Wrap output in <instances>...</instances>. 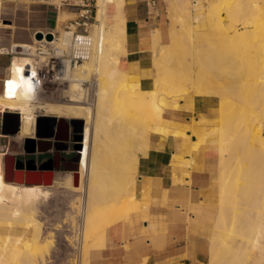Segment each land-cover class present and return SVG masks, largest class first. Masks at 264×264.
<instances>
[{"label":"bare ground","instance_id":"6f19581e","mask_svg":"<svg viewBox=\"0 0 264 264\" xmlns=\"http://www.w3.org/2000/svg\"><path fill=\"white\" fill-rule=\"evenodd\" d=\"M109 2L118 10L123 5V0H98L101 24L91 28L89 58L76 68L68 66L64 75L73 82L71 104L40 100L33 78L38 75L36 57L43 59L36 52L39 39L0 47V52L14 53L0 91V115L41 112L85 122V158L71 179L72 188L85 194L78 202L83 222L80 264H91V253L106 246L108 229L140 209L138 167L152 130L163 119L162 95L220 100L219 199L207 264H264V0H167L173 26L167 44H161L159 32L153 39L155 79L150 90L129 85L121 66L127 54L126 26L116 16L107 21ZM67 16L62 13L61 20ZM197 16L203 18L204 30L197 29ZM2 29L14 26L0 19ZM57 31L61 36L48 42L64 48L72 33ZM95 72L100 76L95 91L85 89L83 82ZM3 157L0 264H49L53 236L45 234L38 212L39 203L50 196L49 186L6 182Z\"/></svg>","mask_w":264,"mask_h":264},{"label":"crops","instance_id":"0c3cea01","mask_svg":"<svg viewBox=\"0 0 264 264\" xmlns=\"http://www.w3.org/2000/svg\"><path fill=\"white\" fill-rule=\"evenodd\" d=\"M84 3L94 7V24H100L98 0H71L59 10L49 5L4 1L0 19L14 26L13 30L3 29L8 31L10 43H29L35 33L58 32V27L64 28L67 22L77 19ZM116 6L115 2L108 3L106 19L111 23L116 16L126 26L127 54L121 57V66L128 72L132 88L150 90L155 79L153 39L159 32L161 44L168 43L167 0H123L120 11ZM62 13L68 15L66 20H61ZM0 53L1 91L14 54L9 50ZM159 102L165 109L164 119L154 127L146 157H141L138 167L136 200L140 209L108 229L106 246L91 253V264H199L208 258L219 191L218 144L215 149L219 99L162 95ZM41 116L51 115H38ZM49 129L45 125L43 133ZM61 132L66 134L61 137L68 136L65 125ZM34 137L35 133L20 140ZM14 154L20 164L28 165L58 153L55 149L50 153H27L36 160L26 161L18 157L20 152ZM60 172L63 171L55 169L54 178Z\"/></svg>","mask_w":264,"mask_h":264},{"label":"rangeland","instance_id":"374dc122","mask_svg":"<svg viewBox=\"0 0 264 264\" xmlns=\"http://www.w3.org/2000/svg\"><path fill=\"white\" fill-rule=\"evenodd\" d=\"M170 17L171 16L169 13L168 14L169 29L170 27L173 26L172 25L173 21ZM196 22H197L198 30L205 29L202 17L197 16ZM100 24H101V21H100ZM61 32H62V28H61ZM0 40H1L0 47L1 45L3 47H7L9 44L13 43V42L10 43L9 41L10 37H9L8 31H5L3 29L0 30ZM42 57L43 59L41 60H44L45 57L43 55ZM99 77H100L99 73L95 72L92 77H90L89 79H85V82H83L84 88L87 90L95 91L96 82ZM69 82L66 81L59 85L58 84L54 85L53 87L52 86L50 87V85L46 86L45 89L41 92L42 96H40V100L42 102L51 103V104H63V103L71 104V84L73 82L71 81ZM219 107H220V100H219ZM37 114L42 115L41 112H36L35 114H32V115L20 116V122H21L20 124L21 126H23V129H21V131L18 133V136L16 138H14L11 135H3L0 130V135H1L0 136V154L14 156L15 155L14 153L20 152L21 154H19L18 157L23 158L24 161L36 160L34 159L35 157L33 155L31 154L27 155V152L24 150L25 140H20V139H23L24 137H27V136L34 135ZM164 114H165V111H164ZM164 114H163V119H164ZM217 115L219 118V109H218ZM0 119H1V116H0ZM66 119H70V118H66ZM163 119L161 123L163 122ZM70 120H75V119H70ZM76 120H81V119H76ZM14 124H15V121H12L13 127H14ZM85 129H86V125L84 122V136L86 132ZM72 134H73V129H72ZM218 136H219V123H218V131L216 133L215 149L217 148V144H218ZM87 139H88V133H87ZM74 144L75 142L72 137L71 141L68 143L69 149H70L69 154H64L66 155V157H70L74 155L72 154ZM83 145H84V141H83ZM83 154H82V160L83 158H85ZM43 159L44 158H42L41 160ZM80 168H81V164H80ZM57 171H63V172L58 173L57 176L54 178L52 186H49L50 196L44 199L38 205L39 218L44 224L45 234L53 236V243L50 245V248H49L50 250L49 256H48L49 264H80L83 259V255H81L82 256L81 257L80 254L83 252L81 249L82 247H80L82 246L81 245L82 244L81 233H80V228L82 229V226H80L81 219L79 218L81 215L80 214L81 210L78 207V202L79 204H81V202L84 201L85 194L82 192V189L75 190L74 188H72L71 179H72L74 172L64 171L63 169L57 170ZM218 178H219V164H218ZM218 183H219V180L217 182V189H218ZM217 197L219 199V193ZM84 244L85 243H83V245ZM94 257H95V254L93 255L92 263L94 261ZM207 259L208 258L204 259V261L199 264H207Z\"/></svg>","mask_w":264,"mask_h":264},{"label":"water","instance_id":"95a60500","mask_svg":"<svg viewBox=\"0 0 264 264\" xmlns=\"http://www.w3.org/2000/svg\"><path fill=\"white\" fill-rule=\"evenodd\" d=\"M36 38L41 40L43 38L42 33H38ZM47 40L51 41L53 35L48 34ZM12 121H15L14 127ZM20 116L17 113L6 112L2 118V134L15 136L20 131ZM49 125L48 132L43 133L45 125ZM65 125L68 130L67 137L60 136L61 126ZM73 128V157H65L61 154H69V128ZM84 141V122L82 120H70L58 119L52 116H41L36 119V131L34 138H27L25 140L24 149L27 153H50L55 149L58 153L52 159L47 160L40 167L37 165L28 166L20 164L16 157L13 155H5L3 157L5 181L24 184L28 186L42 185L52 186L54 181V170H60V166H54V162L60 160L65 162L63 165L64 171L74 172L76 175L80 170V164L82 160L81 151L83 149ZM48 144V149H45V145ZM63 144V148H59L58 145Z\"/></svg>","mask_w":264,"mask_h":264},{"label":"built area","instance_id":"2783aa9c","mask_svg":"<svg viewBox=\"0 0 264 264\" xmlns=\"http://www.w3.org/2000/svg\"><path fill=\"white\" fill-rule=\"evenodd\" d=\"M15 3H26V4H42L49 5L57 8L58 10L68 4L71 0H7ZM80 10L78 13L77 19L69 21L65 24L64 30L72 33V40L64 48H57L50 45L49 40L46 39L48 34L53 35L54 39L60 35L59 32H39L43 34V38L39 40L40 43L36 45V52L39 55L45 57L44 60H38L35 63L37 70V76H33L39 85V90L41 92L45 89L46 86L50 87L54 85H59L66 82L65 74L67 67L76 68L81 65L85 60L89 58L90 54V40L89 34L91 27L93 26L96 19L94 18V7L91 4H82L80 5ZM35 33L33 35V41L36 40ZM48 46V48H46ZM46 48V51H44ZM14 54V53H13ZM8 76L3 80L2 86H6ZM9 111H4L0 116L3 118L4 113ZM38 117V114H37ZM37 119V118H36ZM81 225L82 226V216L80 215ZM80 228V227H79ZM81 233V228H80Z\"/></svg>","mask_w":264,"mask_h":264},{"label":"flooded vegetation","instance_id":"af4514ba","mask_svg":"<svg viewBox=\"0 0 264 264\" xmlns=\"http://www.w3.org/2000/svg\"><path fill=\"white\" fill-rule=\"evenodd\" d=\"M71 130H72V129H71ZM60 135H61V136H66V134L63 133V132H61ZM73 136H74V134L71 133V134L69 135V138L72 139ZM73 156H74V155H72L71 157H73ZM61 157H62V156H61ZM61 157H59L60 160L54 162V166H57V165L60 166V170L63 169V165L65 164V162L62 161V158H61ZM52 158H53V157H52ZM52 158H51V159H52ZM47 160H48V159H47ZM47 160L40 161V162H38V163H36V164H28V166L37 165V167H40V166H41L43 163H45Z\"/></svg>","mask_w":264,"mask_h":264}]
</instances>
